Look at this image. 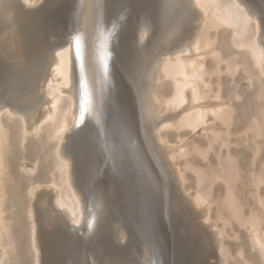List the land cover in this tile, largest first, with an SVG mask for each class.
Segmentation results:
<instances>
[{
  "label": "bare ground",
  "instance_id": "1",
  "mask_svg": "<svg viewBox=\"0 0 264 264\" xmlns=\"http://www.w3.org/2000/svg\"><path fill=\"white\" fill-rule=\"evenodd\" d=\"M37 2L0 0V21L26 18L21 27L8 19L1 26L0 264L9 263L16 241L6 213L16 117L22 150L29 138L53 146L48 179H32L40 165H22L31 176L26 196L34 264H210L212 257L217 264H264V0H46L36 11L24 10ZM63 11H72L71 18ZM75 36L81 37L83 74ZM110 48L114 58L105 73ZM223 74L234 85L228 83L233 89L227 94ZM85 78L90 104L81 119ZM237 80L248 81L245 88L257 105L240 122L236 105L244 96ZM171 128L191 135L202 128L208 138L177 135L173 145ZM240 145L250 153L238 151ZM190 147L201 158L197 165L189 160L192 154L188 158ZM240 156L247 160L245 169ZM141 181L151 189L153 204L163 184L174 190L184 213L196 221L197 238L187 240L174 218L164 247L159 229L165 219L155 225L140 210ZM218 182L220 203L214 196ZM232 222L246 228L256 254L247 255L239 244L244 235L236 241ZM229 235L237 236L238 260L226 246L233 240Z\"/></svg>",
  "mask_w": 264,
  "mask_h": 264
},
{
  "label": "rangeland",
  "instance_id": "2",
  "mask_svg": "<svg viewBox=\"0 0 264 264\" xmlns=\"http://www.w3.org/2000/svg\"><path fill=\"white\" fill-rule=\"evenodd\" d=\"M46 2V0H38V2L35 4V5H32L31 7H29V8H24V10L25 11H36V10H38V9H40V8H42L43 7V5H44V3ZM35 9V10H34ZM58 10V11H57ZM72 11H70V12H67V13H65L64 14V11H63V14L66 16V18H68V17H70L71 18V16H72ZM53 15L55 16V17H58L57 19H60L61 18V14H60V12H59V9H55L54 10V13H53ZM60 16V17H59ZM12 18L14 19V20H12ZM25 18V17H24ZM24 18L23 17H19V18H14V17H5L2 21H0V32H2V33H0V36H2L3 35V29H2V27L3 26H5L6 24H13V23H17V21H18V26H20V24H21V26L24 24V22H26V20L24 21V22H22V20H24ZM11 22H8V20ZM16 19V20H15ZM26 19V18H25ZM61 20V19H60ZM2 22V23H1ZM8 22V23H7ZM19 22H20V24H19ZM2 26V27H1ZM20 26V27H21ZM61 35V34H60ZM206 62H207V64H209V62H211V57L209 58L208 57V59L206 60ZM209 65H212V62H211V64H209ZM240 74V73H239ZM224 75V76H223ZM222 75V78H224L225 79V81H223L224 79H222V82L224 83V87H223V89H226V90H224L225 91V94H227V93H229V91H230V89L229 88H231V86L233 85V83L230 81L231 80V78L228 76V75H226V74H223ZM226 75V76H225ZM241 75V74H240ZM239 77V75L237 74V76H236V79ZM215 78V77H214ZM213 78V79H214ZM227 78V79H226ZM238 79H240V78H238ZM227 81V82H226ZM228 81H230V82H228ZM238 81V91H240L241 93H242V96H244V97H242V99L240 100V102H238V100H237V102H238V104H237V102H235L237 105L236 106H238L237 108H239L238 109V111H237V122H240L242 119H243V117H242V113L244 112V111H246V115L247 116H251L252 115V113L254 114L256 111V109H257V105H255L254 104V102L253 101H255V98H254V96L252 97V95L253 94H251V93H253V91L249 88V87H246V88H249L247 91H246V88H245V86H249V83H248V81H246V80H241V82H240V80H237ZM231 83L232 85H229V84ZM248 83V84H247ZM169 85V84H168ZM168 85H166V88H165V90L166 91H168V90H170V85L168 86ZM215 85V84H214ZM168 86V87H167ZM228 86V87H227ZM234 86V85H233ZM214 87V86H213ZM169 88V89H168ZM240 88V89H239ZM243 88H245V89H243ZM168 89V90H167ZM228 89H229V91H228ZM231 89H233V88H231ZM243 89V90H242ZM245 90V91H244ZM250 90V92L248 93V91ZM252 91V92H251ZM245 92H247V93H245ZM246 94H248V96L249 95H251V96H249V99L247 98L248 96L246 95ZM247 96V97H246ZM245 98V99H244ZM247 98V99H246ZM252 98V99H251ZM254 98V99H253ZM249 100V101H248ZM210 101V100H209ZM241 101H242V103H241ZM248 101V102H247ZM252 103H251V102ZM208 102V101H207ZM203 103H206V101L205 102H203ZM242 105H241V104ZM249 103V104H248ZM245 104H246V106H245ZM251 104V105H250ZM185 106L186 105H188V102H186L185 104H184ZM249 105V106H248ZM252 105H254V106H252ZM248 106V107H247ZM184 107V106H183ZM182 106H181V108L178 110V112L183 108ZM252 107H253V109H252ZM255 108V109H254ZM250 109V110H249ZM177 110H175L176 112H177ZM252 110H254L253 112H251ZM240 111V112H239ZM249 112V113H248ZM250 112H251V115H250ZM240 114V115H239ZM17 117L16 118H14V122H13V127H12V130H11V134H10V136H11V139H13V141H11V143L12 144H10L12 147H11V152H9L10 154H8V158H7V160L9 161V167H10V171H9V175H11V177L8 175V180H6V183H7V185H6V187L8 186L9 187V191H12V192H7V195L9 196H7V203H6V208H7V211H6V213H8L9 215H7V217L9 218V221H12V222H14V223H12V222H10V225H12V227H11V230H12V236H11V240H12V238H13V236H14V240H16V241H14V240H12V241H14L15 242V245L13 246V252L11 253L10 252V257H8V262L10 263L11 262V264L13 263V264H15V263H18V264H34V256H33V251H32V248H31V238H30V234H29V230L31 229V225H30V223H31V221H28V220H30V218H29V211L31 210V207H30V205H31V200H30V198H27V197H29L28 195L26 196V194H28V191H27V187L29 186V180L31 179L30 177H29V174H25L24 173V171L22 170V165H24V166H27V168L28 169H32V168H34L35 166V164H37V167H39V165H40V167H39V169L37 168V170H38V172H35V175H34V178L32 177V179H34V180H41V181H44V180H46V179H48V171L47 170H49L50 169V165H51V161H52V159H51V157H50V154H49V152H51L50 150H52V148H53V146H52V144H51V146L50 145H47V144H42L41 142H39L38 140H33L32 138L30 139L29 138V140L28 141H26V142H28V144L26 143L25 144V148H24V150H22L23 148H21L20 147V145H19V141H18V129H17V127H15V124H17ZM218 123V122H217ZM219 124V123H218ZM217 124V125H218ZM235 126V125H234ZM206 127V126H205ZM235 127H233V129H234ZM172 129V128H171ZM178 130H180V133H176V131H178ZM177 130V128L175 129V131H173V129L170 131V129H169V131H167V136H168V138H169V140L172 142V141H174L176 138L175 137H178V139H179V136H177V135H183L184 136V134H186L184 137L186 138V140H188V141H192L194 138V140H197V137H200V136H202L201 138H198V140L200 141V139H201V142H202V140L203 141H206V138H208V136L206 135V138H205V136H204V130L202 129V128H200V129H198V131L197 132H194V134L192 133V135L190 134V130H188L187 129V131L184 129V131H182V133H181V129H178ZM183 130V129H182ZM173 131V132H172ZM202 131H204V132H202ZM168 132H169V134H168ZM186 132V133H185ZM201 132L203 133V135L201 134ZM172 133V134H171ZM196 133V134H195ZM206 133V132H205ZM14 134V135H13ZM192 136H190V135ZM12 135H13V137H12ZM16 135V136H15ZM172 136H173V138H172ZM187 136V137H186ZM197 136V137H196ZM232 137H234V136H232ZM175 138V139H174ZM188 138V139H187ZM204 138V139H203ZM15 139V140H14ZM232 139V138H231ZM233 139H235V137L233 138ZM232 139V140H233ZM35 141V142H34ZM177 142H178V140H176ZM37 142V143H36ZM176 142V143H177ZM173 143V142H172ZM176 143H175V141H174V143H173V145H176ZM17 145V147H15V146H13V145ZM30 144H32V145H30ZM37 144H38V146H37ZM40 144V145H39ZM45 146V148H44V146ZM47 145V146H46ZM20 148H19V147ZM40 146V147H39ZM43 146V147H42ZM243 145H240L239 146V150L238 151H242V150H248V149H246L244 146L242 147ZM28 147V148H27ZM38 147V148H37ZM218 146H217V144L216 145H214V148H217ZM233 147V146H232ZM231 147V148H232ZM238 147V146H237ZM14 148V149H13ZM47 148V149H46ZM192 147H190L189 149H188V151H187V153H188V158H189V155L190 154H192L191 156H190V161L192 160V164H194V165H197V163H200L201 162V158L199 159L198 157L199 156H195V154L192 152L191 153V149ZM234 148H235V150H234ZM244 148V149H243ZM15 149H18V150H15ZM36 149V150H35ZM42 149H44V150H46V151H44L45 152V154L43 153V150ZM234 151H237V149L238 148H236V147H233L232 148ZM15 150V151H14ZM21 150V151H20ZM49 150V151H48ZM18 151V152H17ZM23 151V152H22ZM211 151H213V150H211ZM223 151H225V149H223ZM14 152V153H13ZM25 152H26V154H25ZM214 152V151H213ZM247 153L249 152V151H246ZM11 153H12V155H11ZM41 153V154H40ZM250 153V152H249ZM15 154V155H14ZM22 154V155H21ZM40 154V155H39ZM213 154V153H212ZM211 154V152H210V156L212 157H210L211 158V161L212 162H214L215 163V161H213L214 159H215V157H214V155H212ZM18 155V156H17ZM24 155V156H23ZM35 155H37V156H35ZM44 155V156H43ZM47 155H48V157H49V159H47L48 157H47ZM11 156V157H10ZM15 156V157H14ZM10 157V158H9ZM14 157V158H13ZM25 158V160H24V158ZM27 157H28V159H27ZM243 157V158H242ZM42 158V159H41ZM186 158V157H185ZM188 158L187 159H182V161L181 162H183V160H188ZM198 158V159H197ZM11 159V160H10ZM25 161H23V160ZM45 159V162L43 161ZM51 159V160H50ZM244 161H242V160ZM36 160V161H35ZM38 160H40V163H39V161ZM198 161V162H197ZM239 161H240V163H241V165H242V167L245 169L246 168V164H247V160L244 158V156H240L239 157ZM35 162V163H34ZM46 162H48V163H46ZM184 163V162H183ZM208 163V162H207ZM207 163H204V162H202L201 164H202V166H204L205 164L207 165ZM213 163V164H214ZM11 164V165H10ZM45 164V165H44ZM204 164V165H203ZM19 165H21L20 167H19ZM49 167H48V166ZM46 167V168H44V167ZM42 167V168H41ZM12 171V172H11ZM190 172H191V170H189ZM188 171V177H190L189 178V185H191V184H194L195 185V176H194V173H192L193 174V176L191 175V173ZM12 174H11V173ZM47 173V174H46ZM13 175V176H12ZM15 175V176H14ZM20 175V176H19ZM25 175V176H24ZM27 176V177H26ZM21 177V179L19 180V178ZM23 177H25V179H23ZM29 177V178H28ZM11 178V179H10ZM27 178V179H26ZM193 179H194V181H193ZM191 181V182H190ZM14 183V185H12ZM19 184V185H18ZM219 184L221 185V187L223 186L222 185V182H218V187L217 186H215L214 187V196H215V194H217L216 196H215V198H216V200L218 199V201L217 202H219L220 203V200H222V198L223 197H221L220 196V199L218 198L219 197V189H220V191H221V189L222 188H220V186H219ZM9 185H11V186H9ZM15 185H17V187L15 186ZM161 185V184H160ZM15 186V188H13ZM192 186V185H191ZM7 187V188H8ZM6 188V189H7ZM216 189H218V191L216 190ZM148 190H149V192H150V196L153 194L152 193V191H151V189L148 187ZM11 193V194H10ZM171 193V194H170ZM219 194V195H218ZM166 195H167V197H166ZM174 196V197H173ZM176 196V194H175V192H174V190L172 189V188H169V187H167V186H165L164 184L161 186V192L159 193V198H158V201L156 202V203H154V204H156V206H158L159 208V211H160V214H161V218H163V219H165V221H161V226H163V224L165 225V227H166V230L168 231V224H171L172 223V219H174V218H176L177 220H178V228H179V230L180 231H182V233L186 236V238H187V240H192L191 238H197L196 236H197V233H196V231L198 232V229L196 228V226L195 227H193L194 225L193 224H195L196 223V221H195V223H194V221H191L190 220V217H188L187 216V214H186V212L184 213V211H186V208H185V206L181 203V201L180 200H178L179 198H177V197H175ZM177 198V199H176ZM10 199V201H8ZM35 200H36V198H35ZM35 200L32 202V209H33V211H34V217H35V220H36V210H35ZM169 200V201H168ZM16 205V206H15ZM12 206H14V209H12ZM218 206V205H217ZM216 206V207H217ZM183 209H182V208ZM215 207V206H214ZM213 207V208H214ZM216 207H215V209H216ZM180 208V209H179ZM212 208V210H214ZM12 210V211H11ZM21 211V212H20ZM24 211V212H23ZM10 212H12V214L10 213ZM217 211L215 210V211H213L212 212V214L213 213H215L214 215L216 216L217 215V213H216ZM11 214V215H10ZM175 214H177V215H175ZM180 214V215H179ZM214 215H212L214 218H215V216ZM11 217V218H10ZM28 217V218H27ZM13 218V220H10V219H12ZM170 218V219H169ZM19 219V220H18ZM166 220H168V221H166ZM181 220V221H180ZM201 220L202 219H200L199 220V222H201ZM16 221V222H15ZM184 221V222H183ZM191 221V223H189ZM203 221V220H202ZM28 222H30V223H28ZM171 222V223H170ZM12 223V224H11ZM21 223V224H20ZM163 223V224H162ZM222 223L223 222H221L220 223V221H219V224L220 225H222ZM235 223H237V222H235ZM235 223H233L232 222V227H231V229L233 230V232L234 233H237V235H238V233H239V237H237L236 235L235 236H233V235H229L231 238L232 237H237L236 238V241H238V238H240V237H242L243 235H244V237H242V238H240L239 240L240 241H242V243L243 244H241L240 243V241H239V244L240 245H243V246H245V248H244V250H245V252H247L246 254L247 255H249V252H251V253H255V251L253 252V250H251V247L250 246H248V243L250 242V239H249V241H248V239H247V236L246 235H249V233H248V231L246 232V228L244 229V228H242L241 229V226H239L240 228H237L238 226H237V224L239 225V223H237V224H235ZM185 224H187V225H185ZM236 226V228H235V226ZM180 225V226H179ZM184 225V226H183ZM36 226H37V243H39V239H38V229H39V226H38V223H37V221H36ZM206 226L208 227V226H210V223H207L206 224ZM231 226V224L229 225V227ZM234 226V227H233ZM14 227V228H13ZM27 227V228H26ZM227 227H228V225H227ZM30 228V229H29ZM162 228V227H161ZM161 228L159 229V231H161V233H162V230H161ZM187 228H188V230H187ZM194 230H193V229ZM14 229V230H13ZM195 229H197V230H195ZM226 229H228V230H226V232H227V234H231V233H233L232 231H230L231 229L230 228H226ZM235 229H237L236 231H235ZM240 229L241 230H244V232H242V231H240ZM184 230H186V231H184ZM191 230V231H190ZM238 230H239V232H238ZM13 231H14V233H13ZM193 231V232H192ZM208 231L211 233L210 235V237H211V239H212V231L210 230V228H208ZM216 231V230H215ZM228 231H230V233L228 232ZM49 232H51V231H49ZM248 233V234H247ZM81 234V233H80ZM187 234V235H186ZM198 234H200V233H198ZM82 235V234H81ZM165 235H166V239H168V233L166 234L165 233ZM164 235V236H165ZM214 235V234H213ZM190 236V237H189ZM227 236V235H226ZM226 236H225V239H224V242L226 241L227 242V238H226ZM229 237V238H230ZM29 239V240H28ZM227 239V240H226ZM234 241H235V239L234 238H232ZM213 240V246L215 247L216 246V242L214 241V238L212 239ZM231 241V240H229L230 242H231V244H230V242L228 243L227 242V244H226V242H225V244H226V246H228V247H230V248H228V249H230V251H231V253H232V255H233V258H235V259H237V258H239L238 257V255H234V254H236V250L234 251V248H236V247H239L240 245L238 244V242H237V246H236V241H235V243H234V241ZM246 241V243H245V241ZM28 244V245H27ZM229 244V245H228ZM235 244V245H234ZM245 244V245H244ZM250 244V243H249ZM17 245V246H16ZM39 245V244H38ZM234 245V246H233ZM16 246V247H15ZM236 246V247H235ZM248 246V247H247ZM27 247H30V248H27ZM249 247H250V249H249ZM17 249V250H15V249ZM249 249V250H248ZM16 252H17V254H16ZM39 252H40V256L42 255V249H41V247L39 246ZM250 253V254H251ZM256 254V253H255ZM13 255V256H12ZM15 255V256H14ZM16 255L18 256V257H16ZM33 256V257H32ZM9 258H10V260H9ZM19 259V260H17V259ZM216 257H212L211 259H210V264H217L218 262H216L217 261V259H215ZM12 260H14V261H12ZM238 260V259H237ZM40 261H41V259H40ZM232 262H236V260H234V259H232ZM8 263V264H9Z\"/></svg>",
  "mask_w": 264,
  "mask_h": 264
},
{
  "label": "water",
  "instance_id": "3",
  "mask_svg": "<svg viewBox=\"0 0 264 264\" xmlns=\"http://www.w3.org/2000/svg\"><path fill=\"white\" fill-rule=\"evenodd\" d=\"M109 50H110L109 51L110 54H109V56L107 58L110 59V61L108 62V66H109L110 71H111L112 60L114 58V54L111 51V48ZM131 174L133 175V173H131ZM139 183L141 185L140 184L138 185V189L140 191V194L138 196L139 197L138 200H139V206H140V210L142 212V215L151 218L155 222V225L156 224L158 225L160 223V219L162 217L161 214H160V211L158 209L159 207L156 206V204H153V202L151 200L150 192H149L148 187H147L148 185L146 184V182H142L141 181ZM74 228H75V230H77L78 227H74ZM161 230L164 233L163 237H164V240H165L164 241L165 244H163V245H164V247H166L168 242L165 239V238H167L166 235H165V232L167 233V230H166V227H165L164 224H163ZM159 237L162 238V236H159Z\"/></svg>",
  "mask_w": 264,
  "mask_h": 264
},
{
  "label": "snow or ice",
  "instance_id": "4",
  "mask_svg": "<svg viewBox=\"0 0 264 264\" xmlns=\"http://www.w3.org/2000/svg\"><path fill=\"white\" fill-rule=\"evenodd\" d=\"M261 22L264 23V9H261ZM74 42H75L76 53L78 56H81V72L83 74L84 65H83V57H82L81 37L75 36ZM103 69H104V72L107 73L108 71L107 56H105L103 60ZM83 88H84V103L82 106L81 119H83L84 113H86L89 110V104H90L88 84H87L86 78L83 81Z\"/></svg>",
  "mask_w": 264,
  "mask_h": 264
}]
</instances>
